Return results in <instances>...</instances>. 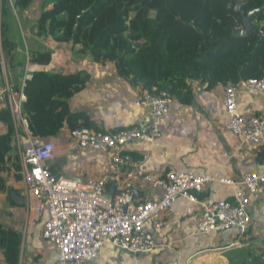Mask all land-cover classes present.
<instances>
[{"label": "crops", "instance_id": "crops-1", "mask_svg": "<svg viewBox=\"0 0 264 264\" xmlns=\"http://www.w3.org/2000/svg\"><path fill=\"white\" fill-rule=\"evenodd\" d=\"M34 6L21 13L14 11L16 20L11 31L16 42L22 41L25 47L18 43L21 55L18 57L25 66L29 63L30 78L40 71L68 75L84 70L88 74L86 84L68 99V105L71 112L84 113L96 130L113 132L151 120L150 109L139 101L142 84L122 77L114 62L102 63L90 51H79L81 45L75 48L72 43L57 41L52 35L39 36L36 25L42 4L38 15L34 14ZM51 7L52 3L46 8ZM43 52L52 53L49 64L31 61L34 53ZM0 60L5 62L1 43ZM19 70L22 69L19 67ZM18 82L10 68L0 67V111L7 107L3 92ZM244 82L237 83L238 109L246 117L260 114L264 101L261 96L250 94ZM224 96L223 83L210 86L205 77L194 79L190 91L192 102L183 104L176 99L172 110L159 122L161 136L152 142L139 139L126 147L144 170L161 178L184 171L212 176L215 180L198 193L199 202L179 197L171 210L164 212L165 224L155 232L158 246L152 252L135 254L107 243L100 256L89 264H237L246 249L255 254L260 252L264 247V184L252 195L253 224L243 239L235 231L198 233V217L206 202L233 200L236 191L244 188L242 184H226L222 179L242 180L252 172L264 173V140L260 144H246L227 128L230 117ZM13 126L12 150L1 173L6 189L0 191V222L20 233L18 264H55L57 249L42 234L47 211L42 214L36 211L39 200L29 194L24 184V150L31 144L53 142V173L79 182L103 176L111 155L80 148L68 124L49 137H34L30 128L17 125L14 120ZM8 130V125L0 121V134ZM162 193L161 188H135L136 197L141 200H159ZM146 227L151 229L149 224ZM0 264H7L1 250Z\"/></svg>", "mask_w": 264, "mask_h": 264}, {"label": "trees", "instance_id": "trees-1", "mask_svg": "<svg viewBox=\"0 0 264 264\" xmlns=\"http://www.w3.org/2000/svg\"><path fill=\"white\" fill-rule=\"evenodd\" d=\"M38 0H0V37L4 60L18 79L24 61L11 34L15 13L29 10ZM52 3L53 7L46 8ZM264 6V0H242L245 13ZM245 35L243 16L235 0H44L37 19L39 36L52 35L79 51H90L102 63L114 62L119 74L145 89L167 91L183 104L192 102L191 82L202 76L210 86L231 80L239 83L264 75V10L255 14ZM263 32V35L261 34ZM51 52L34 53L32 62L49 64ZM20 69L22 70H19ZM88 74L34 72L25 89L24 111L33 136L56 135L65 124L71 129L95 124L71 112L68 99L81 90ZM8 132L0 134L1 175L15 134L8 107L0 111ZM96 130V129H95ZM19 166H17L18 169ZM198 195V194H197ZM20 233L0 222V250L7 264H18ZM237 264H264V247L250 249Z\"/></svg>", "mask_w": 264, "mask_h": 264}, {"label": "built area", "instance_id": "built-area-1", "mask_svg": "<svg viewBox=\"0 0 264 264\" xmlns=\"http://www.w3.org/2000/svg\"><path fill=\"white\" fill-rule=\"evenodd\" d=\"M28 64L19 82L10 84L2 96L15 124L27 129L29 118L24 103L27 101ZM0 67L5 70L7 66L0 60ZM244 84L250 94L261 96L264 101V75L245 80ZM223 85V102L230 117L227 128L246 144H260L264 140V110L251 117L242 115L238 109V84L229 80ZM139 101L150 109L148 122L113 132L86 126L71 130L80 148L110 153L111 161L100 178L79 182L56 176L51 167L53 142L31 144L24 150V184L29 194L39 200L36 211L39 214L47 211L42 234L57 249L55 264H89L100 256L107 243L135 254L152 252L158 246L155 232L165 224L164 212L171 210L179 197L199 202L197 194L215 180L210 175L191 171L172 172L165 179L143 169L126 147L139 139L150 142L158 139L161 136L159 122L172 110L176 98L167 91L143 87ZM221 181L242 184L244 188L236 191L233 200L206 202L198 217V233L235 231L237 237L243 239L253 224L251 198L264 184V173L252 172L242 180ZM144 186L161 188L162 197L138 199L135 188ZM148 224L150 230L146 227Z\"/></svg>", "mask_w": 264, "mask_h": 264}, {"label": "water", "instance_id": "water-1", "mask_svg": "<svg viewBox=\"0 0 264 264\" xmlns=\"http://www.w3.org/2000/svg\"><path fill=\"white\" fill-rule=\"evenodd\" d=\"M235 10L240 12L243 16L244 23H245V28L242 32L243 35L247 34L249 30L252 28V18L254 17L255 14L261 12L264 10V6L258 9H254L250 11L249 13H245V11L242 8V0H235Z\"/></svg>", "mask_w": 264, "mask_h": 264}, {"label": "rangeland", "instance_id": "rangeland-1", "mask_svg": "<svg viewBox=\"0 0 264 264\" xmlns=\"http://www.w3.org/2000/svg\"><path fill=\"white\" fill-rule=\"evenodd\" d=\"M41 4H42V0H38V1L35 3V6H34L35 9L33 10V11L35 12V13H34L35 15H38V14L40 13L39 8H41ZM36 13H37V14H36ZM34 14H33V15H34ZM21 22H22V21H21ZM14 34H15V33H14ZM18 40H19V39H18ZM18 43L21 44L23 48H25L24 45L22 44V41H19ZM24 53H25V55H26V51H25ZM19 55H20V54H19ZM20 56H21V55H20Z\"/></svg>", "mask_w": 264, "mask_h": 264}]
</instances>
